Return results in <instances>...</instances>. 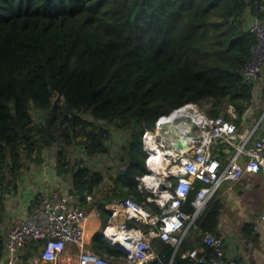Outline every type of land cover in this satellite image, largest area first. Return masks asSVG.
Segmentation results:
<instances>
[{
    "label": "trees",
    "instance_id": "obj_1",
    "mask_svg": "<svg viewBox=\"0 0 264 264\" xmlns=\"http://www.w3.org/2000/svg\"><path fill=\"white\" fill-rule=\"evenodd\" d=\"M255 16L264 20V0H0V222L9 187L60 138L65 145L82 138L88 157H112L104 171L83 159L70 164L62 149L55 157L57 172L70 176L68 192L87 212L98 205L105 223L106 202L131 196L141 203L150 194L138 191L137 177L148 172L143 133L160 116L205 101L211 117L231 118L232 105L231 119L244 127L254 82H243L241 71L255 43L248 27ZM118 130L127 137L114 158L109 142ZM227 150L219 144L214 152L225 161ZM218 193L196 231L219 235ZM194 194L183 205L188 212ZM87 195L94 198L90 204ZM155 242L160 253H171L170 245ZM3 243L0 236V257ZM41 243L27 240L21 261L32 259ZM191 246L187 236L180 249ZM89 248L108 258L122 255L99 232Z\"/></svg>",
    "mask_w": 264,
    "mask_h": 264
},
{
    "label": "built area",
    "instance_id": "obj_2",
    "mask_svg": "<svg viewBox=\"0 0 264 264\" xmlns=\"http://www.w3.org/2000/svg\"><path fill=\"white\" fill-rule=\"evenodd\" d=\"M248 27L255 36V43L251 45L250 56L241 74L243 82L251 83L264 70V20L255 16ZM187 105L195 106L199 116L195 120L198 124V129L194 131L196 138L190 135L193 125L185 121L188 125L178 123L185 129L184 132L174 133L166 140L158 132L157 126L164 115L157 119L155 132L148 130L143 133L148 172L137 177V189L150 193L146 201L140 203L130 196L122 201L106 202L108 224L101 234L122 255L108 258L87 247L85 227L88 216L85 204L75 194L53 189L47 175L49 173L44 172L41 175L44 187L42 196L32 198L24 217L8 227L0 264H154L161 257L156 239L172 248L167 264H240L235 257L226 253L223 238L208 231L200 232L202 248H188L182 252L181 260H177L176 254L190 229L196 228V222L207 204L225 182H238L249 175L264 173V112L252 125L239 129L231 119L236 118L232 105L227 107L231 118H227L225 113L208 116L194 103L175 110ZM248 116L249 108L242 113V120H247ZM126 135V131L118 130L114 142H109L114 158L120 154ZM186 136L188 146L185 144L178 149L174 143ZM153 143L166 154L161 172L155 169L158 160L152 163L154 166L149 163ZM219 144L229 150L225 161L214 152ZM77 149V159H83L91 170H107L102 164L106 154L88 157L81 145ZM51 162L55 164L51 159L43 161L35 171H51ZM196 182L200 185L197 186ZM194 189L195 194L190 201L192 210L188 212L183 205ZM93 201L91 195L86 196L87 204ZM146 202H154L160 211L152 212ZM100 214V207L95 205L90 215L98 218ZM260 223L264 228V210L260 213ZM110 226H118L125 231L129 242L121 245L108 236L106 232ZM30 239L42 241L39 252L32 259L21 262V251ZM130 241L131 246L128 245Z\"/></svg>",
    "mask_w": 264,
    "mask_h": 264
},
{
    "label": "crops",
    "instance_id": "obj_3",
    "mask_svg": "<svg viewBox=\"0 0 264 264\" xmlns=\"http://www.w3.org/2000/svg\"><path fill=\"white\" fill-rule=\"evenodd\" d=\"M263 86L264 70L254 81L253 102L248 107L249 116L244 127L252 125L264 112ZM39 165H31L25 171H21L15 179V188L9 187V191L5 193L3 220L0 222V236L3 240L8 227L24 217L32 198L39 199L42 196L44 187L41 175L44 172L49 173L46 174L52 182L53 189L67 192L70 187V176L59 174L55 164H52L51 171H35ZM260 188L264 190V173L249 175L238 182H225L218 191V195L223 201L218 234L223 238L226 253L235 257L240 264H264V228L260 223V213L264 210V201L261 207H255L249 211L253 193L258 192ZM87 226L88 221L85 230ZM94 229L98 231V228L94 227ZM97 231H94L93 234ZM196 232L194 236L198 234L200 238V231ZM194 239L193 237L191 247L202 248L201 238L200 242ZM86 245L89 247V242ZM182 252L184 251L179 249L176 254L177 260H181L178 257L181 258ZM171 253L169 255L160 253V259L155 260L154 264H167Z\"/></svg>",
    "mask_w": 264,
    "mask_h": 264
},
{
    "label": "rangeland",
    "instance_id": "obj_4",
    "mask_svg": "<svg viewBox=\"0 0 264 264\" xmlns=\"http://www.w3.org/2000/svg\"><path fill=\"white\" fill-rule=\"evenodd\" d=\"M197 105L202 111L206 112V109L209 107L210 104H208L207 102L204 101L203 104H201V105L197 104ZM34 113L38 116L42 112L41 111H34ZM43 113L46 114L45 111H43ZM43 113L41 115H43ZM155 130H156V126L152 130H150V132H155ZM116 137H118V135ZM81 139L82 138H76V139H74L72 141L71 144L65 145V144H63V142H61L62 138H60L58 140L59 142H55L50 148H47V149L44 150L43 161H47L48 162L50 159L54 161V159H56L55 157H57V152L60 149H62V153L65 156L69 157L68 159L70 160V164L72 163V161L73 162L77 161L78 160L77 156H79V151L77 149V146L81 143ZM110 163H111V158H110L109 155H107L106 158L104 160H102V164H104V167L105 168L107 167V169H108ZM144 164H145V162H144ZM145 166H146V164H145ZM107 172L114 173L115 171H107ZM108 181H109V179H107L106 182H108ZM101 188L103 189L105 187L101 186ZM101 188L98 191H100ZM99 196H100V194L97 193V197H99ZM252 199H253V201L251 202V207L249 208V211H251V209H255V207H261L262 206L263 201H264V190H262L260 188L258 192L255 191L253 193ZM86 208H87V206H86ZM90 212L91 211H89V212L86 211L87 216H88V226H87V228L85 230V241H86V244L88 242L90 243L91 237L93 236V232L97 231V229H94V227L98 228L97 232L101 233V230L108 224V218H107V222L103 223L102 219L95 218V216L93 217L92 215H90ZM196 233H197L196 229L192 228L188 232L187 236L191 237L192 240H193V237H194L195 241H199L200 242V240H199L200 238H199L198 234L194 236V234H196Z\"/></svg>",
    "mask_w": 264,
    "mask_h": 264
},
{
    "label": "bare ground",
    "instance_id": "obj_5",
    "mask_svg": "<svg viewBox=\"0 0 264 264\" xmlns=\"http://www.w3.org/2000/svg\"><path fill=\"white\" fill-rule=\"evenodd\" d=\"M196 107L192 106V105H187L181 109L175 110L173 111L170 115H164L162 116V118L159 120L157 126H158V132L162 133V130H168V135L169 133H171L170 136H172L174 133H183L184 132V128L181 127L180 125H178V123H182L184 125H188L187 122H189L190 119H193L194 121L197 120L199 118L197 112H196ZM187 121V122H185ZM167 133V132H166ZM150 135V134H149ZM163 137L166 134L164 133L161 134ZM189 136V135H187ZM152 151V157L150 158V165H152V163L155 160H158V165L155 167L156 171H163L162 167L165 166V163L162 162V160L164 159V154L161 149H158V147L155 145V143L152 144L151 147ZM158 157V158H157ZM154 166V165H152ZM107 235L108 236H112L119 244L121 245H125L127 242H129V240H126V235H125V231H123L122 229H120L118 226H110L107 229ZM131 240V239H130ZM128 245H132V242L130 241V243Z\"/></svg>",
    "mask_w": 264,
    "mask_h": 264
},
{
    "label": "water",
    "instance_id": "obj_6",
    "mask_svg": "<svg viewBox=\"0 0 264 264\" xmlns=\"http://www.w3.org/2000/svg\"><path fill=\"white\" fill-rule=\"evenodd\" d=\"M189 122L193 125V131L190 133V135L192 137L196 138V132H194V131L198 129V124L193 119H190ZM168 132H169L168 130H162V133H161L163 135H164V133L166 134V137L164 135L166 140H168L170 138V135H171V133H169V135H168ZM186 140H187V136H186V138H183V139L178 138L174 144L176 145V147H178V149H181L183 146H185ZM186 146H188V145L186 144Z\"/></svg>",
    "mask_w": 264,
    "mask_h": 264
}]
</instances>
